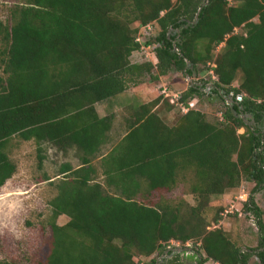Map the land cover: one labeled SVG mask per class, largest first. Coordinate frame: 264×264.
<instances>
[{"label": "trees", "instance_id": "obj_1", "mask_svg": "<svg viewBox=\"0 0 264 264\" xmlns=\"http://www.w3.org/2000/svg\"><path fill=\"white\" fill-rule=\"evenodd\" d=\"M0 2L10 4L0 17V189L18 173L15 139L37 144L41 169L45 144L83 154L80 168L61 167L57 183L44 177L57 195L42 264H137L171 256L172 242H194L199 264H250L254 256L264 264V214L253 196L245 207L262 234L257 250L238 247L222 228L209 230L204 217L212 199L244 180L255 193L264 190V0H210L208 7V0ZM149 27L158 35L143 40ZM151 48L157 63L132 61ZM212 71L217 79L190 85L180 103L197 107L216 96L226 106L221 118L179 109L169 126L157 108L163 101L167 111L176 106L161 95L140 106L103 153L114 117L101 118L97 105L172 72L194 78ZM190 172L198 207L189 216L183 201L149 204ZM62 217L69 218L64 226ZM152 263L184 264L179 256Z\"/></svg>", "mask_w": 264, "mask_h": 264}, {"label": "rangeland", "instance_id": "obj_2", "mask_svg": "<svg viewBox=\"0 0 264 264\" xmlns=\"http://www.w3.org/2000/svg\"><path fill=\"white\" fill-rule=\"evenodd\" d=\"M176 1L174 0V3ZM7 5L10 4L0 2L1 18L6 16ZM238 32L242 31L239 30ZM157 35V29L147 30L143 31L141 38L150 40ZM224 47L225 43L217 49L218 52ZM146 58L155 63L158 61L153 48L142 51L139 55L132 58V61L141 64L146 61ZM210 66L215 68L213 64H210ZM213 73L212 71L202 77L197 74L194 78H190L185 77L181 73L172 72L169 76L163 78V83L159 85V91L156 95H163L164 89H167L171 96L185 92L190 85L200 84L201 80L210 81ZM2 76L3 71L0 69V77ZM235 86L238 87L239 82L235 83ZM208 88L207 90L209 91ZM151 94L154 96L153 93ZM142 96L145 97V95ZM129 106L124 97L115 99L110 104L105 105L108 113L111 109L113 110L112 112L117 113L113 114L115 121L112 128L113 139L115 138L113 142L115 143H118L126 133L124 120L129 116ZM196 108L206 113L210 119L214 118V121L222 117L221 113L225 111L226 106L215 96L213 99L204 98L203 102L197 105ZM162 112V108L158 110L160 116H162ZM180 116L181 111L175 107L169 117L162 116V118L166 124L174 126ZM245 132V129H241L238 134L243 135ZM42 149L46 159L44 167L41 169L38 158V146L35 142H23L15 139L11 144L10 153L12 159L18 164V173L0 189V263L7 261L14 264H42L46 260L49 250L47 241L50 235L49 223L52 218L50 202L57 195V189L50 181L46 182L44 177L47 175L53 178L52 182L57 183L58 179H60L58 175L61 167L71 163L70 161L74 162L75 165L78 162L71 159L73 155H66L50 144H45ZM72 153L74 154L75 152ZM103 153H108V148H105ZM194 179V173L190 172L185 180L182 177L180 178V182L175 189L160 192L151 199L149 204L157 203L158 201L179 204L183 201L185 203L183 213L189 216L192 208L198 207L197 198L192 193ZM255 188L256 185L254 183L244 180L238 189L227 192L225 196L212 199L204 213V217L211 226L209 230L222 228L230 236L231 240L244 250H257L262 237L255 216L246 212L245 207L250 196H253L258 208L264 214V190L255 193ZM218 217L220 218L219 224L215 225L214 221ZM68 222L69 218L62 217L59 219L58 224L64 226ZM168 250H173L174 254L165 257L167 256V252H165L161 255L156 254L150 259L140 257L136 259V263L153 264V260L162 263L164 260L179 256L184 264H199L194 242H189L185 247L178 242H172ZM258 263L259 260L256 256L251 258L250 264ZM206 264L218 263L208 261Z\"/></svg>", "mask_w": 264, "mask_h": 264}, {"label": "crops", "instance_id": "obj_3", "mask_svg": "<svg viewBox=\"0 0 264 264\" xmlns=\"http://www.w3.org/2000/svg\"><path fill=\"white\" fill-rule=\"evenodd\" d=\"M162 80H163V78L161 79V81L158 84H155V85H152L151 83L146 81V83H144V84L130 87V89L127 92H125L124 94H122V95H120L118 97H115V98H113V99H111L109 101H106V102H103V103L97 105L96 109H97V112H98L99 116L101 118H104V117L113 116V114H117V113L112 112L113 110L111 108H110L111 110L109 109L110 111L108 113L107 110L105 109V105L110 104V102L115 100V99H121L122 97H124L126 102H127V105H130L129 106V112H128L129 116H128V118H126L124 120V122L126 124V122L132 118V115L136 113L137 109L140 106H142V105H144L146 103H149V102L155 100L156 98H158L160 96V95L157 96L156 93L159 91L158 90L159 85L161 83H163ZM141 91H144V92H141ZM162 92H163V90H162ZM151 93H153L154 96ZM181 93H183V92H181ZM142 95H145V97L142 96ZM164 100H166V99L164 98ZM164 103L165 102L163 101L159 105V107L157 108V111L162 108L163 112L161 113V115L163 117H169L170 114H172L174 110L167 111L166 107L164 106L165 105ZM113 134H114L113 130H111V132H110V138H111L110 139V144L105 146L103 148V150L105 148H108V152H109L110 148L114 145L115 142H113V140L115 138L113 139ZM51 146H54V145H51ZM54 147L57 148L56 146H54ZM57 149L60 150L59 148H57ZM60 151H62L66 155H69V154L73 155L71 159H73V161L74 160L77 161L78 164L75 165L74 162H72V161H70L71 163H68V164H71V165L73 164L72 166L75 169L80 168V166H81V157L83 156L82 153H80L76 148H69L66 151H64V150H60ZM72 152H75L74 153L75 155Z\"/></svg>", "mask_w": 264, "mask_h": 264}, {"label": "built area", "instance_id": "obj_4", "mask_svg": "<svg viewBox=\"0 0 264 264\" xmlns=\"http://www.w3.org/2000/svg\"><path fill=\"white\" fill-rule=\"evenodd\" d=\"M148 29L151 30L152 28L149 27ZM237 33H239V32L237 31ZM137 41L141 42L142 39L139 38ZM214 66H215V65H214ZM213 78H214V80L217 79L216 76L214 75V73H213ZM167 91H168L167 89H164L163 95H165L166 98L171 99V104L175 105V106H176L177 108H179L183 113H188L190 109L196 107V102L191 103L190 107H186V106H184L183 104H181V103H180V99H181V94H182V93H178V94H175V95L171 96ZM238 101H239V102H242V101H243V96H239V97H238Z\"/></svg>", "mask_w": 264, "mask_h": 264}, {"label": "water", "instance_id": "obj_5", "mask_svg": "<svg viewBox=\"0 0 264 264\" xmlns=\"http://www.w3.org/2000/svg\"><path fill=\"white\" fill-rule=\"evenodd\" d=\"M209 4H210V0H208V2L205 4V7H208ZM201 11H202V9L200 10V12H199V14H198V16H197V23H198L199 15H200ZM189 66H191V63H189ZM192 85H193V84H192ZM172 255H173V254H172ZM172 255H171V256H172Z\"/></svg>", "mask_w": 264, "mask_h": 264}]
</instances>
